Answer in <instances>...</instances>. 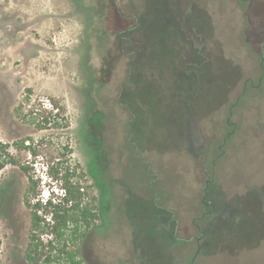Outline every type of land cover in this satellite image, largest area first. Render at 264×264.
Returning a JSON list of instances; mask_svg holds the SVG:
<instances>
[{"label":"rangeland","instance_id":"374dc122","mask_svg":"<svg viewBox=\"0 0 264 264\" xmlns=\"http://www.w3.org/2000/svg\"><path fill=\"white\" fill-rule=\"evenodd\" d=\"M149 3L0 0V264H44L70 182L79 264H264V0Z\"/></svg>","mask_w":264,"mask_h":264},{"label":"trees","instance_id":"16d2710c","mask_svg":"<svg viewBox=\"0 0 264 264\" xmlns=\"http://www.w3.org/2000/svg\"><path fill=\"white\" fill-rule=\"evenodd\" d=\"M151 2L152 0H150L149 4H151ZM152 8L155 10L156 7L152 4L147 11H143L136 15H129L128 23L125 24L123 30L116 34L120 42L124 40L121 46L133 47L129 52L130 65L128 66L127 72V76H129L127 80L128 82H138L132 80L131 76H134L135 78V76L139 75L137 67L140 65V58L144 57V55L138 51L136 47L139 45L140 48L144 49L147 45V39L145 34H143V31L140 30V27L141 25H144L142 21L144 13L150 16L156 14L155 12L157 9L154 11ZM168 20L169 23H172L170 22V19ZM103 26H101V28L104 30L103 33L106 36L107 29H104ZM151 32L154 33L155 31ZM137 35L140 36L137 38ZM133 61L136 63L137 67L136 65H132ZM123 84H126V82ZM6 148V144L0 141V171L7 163ZM81 188H83V186L78 182H70L68 185L64 186L63 197H65L66 205L61 206V201H54L53 203L50 200L46 201V203L52 207L49 219L52 224L50 237L46 244V246H48V251L43 261L44 264H79V251L72 250L68 247L66 241L71 240L74 242V240H78L81 235L78 230V225L83 224L86 228L90 227L96 216L92 206L87 202H82L84 189ZM33 219L35 218H32V220ZM34 240L35 236L31 235L28 247L24 253V258L27 264H38L37 248L39 244L34 243Z\"/></svg>","mask_w":264,"mask_h":264}]
</instances>
